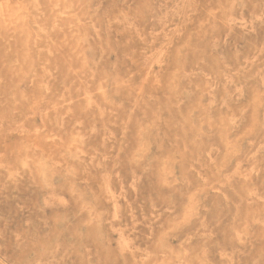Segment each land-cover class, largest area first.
<instances>
[{
	"label": "rangeland",
	"instance_id": "1",
	"mask_svg": "<svg viewBox=\"0 0 264 264\" xmlns=\"http://www.w3.org/2000/svg\"><path fill=\"white\" fill-rule=\"evenodd\" d=\"M263 5L0 0V264H264Z\"/></svg>",
	"mask_w": 264,
	"mask_h": 264
},
{
	"label": "bare ground",
	"instance_id": "2",
	"mask_svg": "<svg viewBox=\"0 0 264 264\" xmlns=\"http://www.w3.org/2000/svg\"><path fill=\"white\" fill-rule=\"evenodd\" d=\"M211 2V1H210ZM30 3V2H29ZM28 3V4H29ZM234 3H235V1H234ZM210 4V3H209ZM260 6V5H259ZM264 6V5H263ZM46 8H47V6H46ZM56 9V8H55ZM54 10V9H53ZM37 11V10H36ZM56 11V10H55ZM37 13H39V12H37ZM20 14V13H19ZM22 14V13H21ZM30 14V13H29ZM36 18V17H35ZM37 19V18H36ZM233 19V18H232ZM235 20V19H234ZM205 22V21H204ZM236 25V24H235ZM221 28V27H220ZM222 30V29H221ZM46 33V32H45ZM48 33V32H47ZM45 35V34H44ZM50 35H51V33H50ZM47 37V36H46ZM49 38V37H48ZM37 40V39H36ZM48 40H50V39H48ZM52 41V40H51ZM36 43V42H35ZM38 43V42H37ZM144 44H145V42H144ZM18 46H19V44H18ZM40 53H42V51H40ZM52 53H53V50H52ZM211 56V55H210ZM246 58V57H245ZM143 67V66H142ZM142 69V68H141ZM153 69V68H152ZM151 70V69H150ZM154 70V69H153ZM149 71V70H148ZM152 71V70H151ZM155 71V70H154ZM150 74V73H149ZM152 74V73H151ZM150 74V75H151ZM224 75V74H223ZM42 76V75H41ZM77 76V75H76ZM149 76V75H148ZM147 77V76H146ZM41 78V77H40ZM145 80V79H144ZM143 81V80H142ZM143 82H145V81H143ZM147 83V82H146ZM102 85V84H101ZM178 86V85H177ZM257 86H259V85H257ZM104 88V87H103ZM102 88V89H103ZM183 88V87H182ZM103 93H105L104 91H103ZM139 95V94H138ZM87 96V95H86ZM260 98V97H259ZM262 98V97H261ZM109 100V99H108ZM15 102V101H14ZM176 105H178V104H176ZM20 106V105H19ZM218 106V105H217ZM229 107V106H228ZM240 107V106H239ZM261 107V106H260ZM134 108V107H133ZM219 108V107H218ZM235 108V107H234ZM135 109V108H134ZM258 109V108H257ZM133 110V109H132ZM221 110H223V109H221ZM31 113V112H30ZM107 114V113H106ZM26 115H28V114H26ZM258 116V115H257ZM110 118V117H109ZM52 119V118H51ZM161 119V118H160ZM54 120V119H53ZM52 120V121H53ZM185 120H186V118H185ZM147 125V124H146ZM201 125H203V123L201 124ZM229 125V124H228ZM226 127V126H225ZM223 128V127H222ZM254 129V128H253ZM222 133H224V132H222ZM222 136H224V135H222ZM221 136V137H222ZM27 138V137H26ZM237 139V138H236ZM254 139V138H253ZM252 139V140H253ZM233 141H235V140H233ZM146 143V142H145ZM144 143V144H145ZM229 143V142H228ZM228 143H226V145L228 144ZM229 144H231V143H229ZM229 144L227 145V147L229 146ZM142 145H143V143H142ZM236 145V144H235ZM144 146V145H143ZM231 146V145H230ZM0 147H2V146H0ZM140 147H141V145H140ZM226 147V148H227ZM4 148V147H3ZM37 148V147H36ZM180 148V147H179ZM235 148V147H234ZM233 148V149H234ZM145 149V148H144ZM40 150V149H39ZM232 150V149H231ZM228 151H230V150H228ZM232 151H234V150H232ZM240 151V150H239ZM215 152V151H214ZM140 153H142V152H140ZM229 153V152H228ZM227 153V154H228ZM226 154V153H225ZM226 154V158L229 156V155H227ZM255 154V153H254ZM70 157V156H69ZM139 157H140V155H139ZM172 157V156H171ZM143 158V157H142ZM47 159H48V157H47ZM256 159V158H255ZM49 160V159H48ZM136 160H137V158H136ZM254 160V159H253ZM53 161H54V159H53ZM138 161V160H137ZM168 161H169V159H168ZM175 161V160H174ZM225 161V160H224ZM23 162H25L24 160H23ZM177 162V161H176ZM46 163V162H45ZM224 163H226V161L224 162ZM166 164V163H165ZM258 164V163H257ZM74 165V164H73ZM222 165V164H221ZM42 167V166H41ZM94 167V166H93ZM164 167H166V166H164ZM170 167H171V165H170ZM222 167H223V165H222ZM221 167V168H222ZM206 168V167H205ZM44 169V168H43ZM165 170H166V168H164ZM163 169V170H164ZM208 169V168H207ZM219 168H217V170H218ZM262 169H264V168H262ZM2 170V169H1ZM48 170V169H47ZM165 170H164V172H165ZM214 170V169H213ZM219 170H221V169H219ZM210 171V170H209ZM40 172V171H39ZM50 172V171H49ZM211 172V171H210ZM219 172V171H218ZM166 173V172H165ZM104 175V174H103ZM44 178V177H43ZM166 179V178H165ZM43 180H45V179H43ZM166 181V180H165ZM167 182H168V180H167ZM166 183V182H165ZM47 185V184H46ZM48 185H49V182H48ZM214 186V185H213ZM73 188H74V186H73ZM210 188V187H209ZM78 190V189H77ZM248 191V190H247ZM220 192H221V190H220ZM199 193V192H198ZM222 193V192H221ZM248 193V192H247ZM191 195V194H190ZM193 195V194H192ZM191 195V196H192ZM196 195V194H195ZM93 196V195H92ZM193 197V196H192ZM94 198V197H93ZM226 198V197H225ZM191 199V198H190ZM190 201V200H189ZM197 203V202H196ZM188 205V204H187ZM193 205V204H192ZM220 205V204H219ZM83 207V206H82ZM108 207V206H107ZM115 207V206H114ZM194 207V206H193ZM108 209V208H107ZM108 210H110L111 211V209H108ZM188 212V211H187ZM196 212V211H195ZM100 213V212H99ZM197 213V212H196ZM187 215V214H186ZM189 217V213H188V215H187V218ZM259 217V216H258ZM185 219H186V217H185ZM188 220V219H187ZM233 221H235V220H233ZM182 222V221H181ZM181 222H179L178 224H180ZM235 223V222H234ZM86 224V223H85ZM176 226H177V224H175ZM233 227V226H232ZM248 227V226H247ZM238 229V228H237ZM240 229V228H239ZM242 231V230H241ZM249 231V230H248ZM247 231V232H248ZM168 232V231H167ZM238 232H239V230H238ZM255 232V231H254ZM170 233V232H169ZM250 233V232H249ZM167 236H168V233H165ZM241 234H243V233H241ZM253 234V233H252ZM165 238H166V236H165ZM71 239H72V237H71ZM173 240V239H172ZM54 241H55V239H54ZM168 244V243H167ZM170 244V243H169ZM194 246V245H193ZM196 247V246H195ZM195 247H194V249H195ZM168 248V247H167ZM43 251V250H42ZM181 252V251H180ZM33 253H35L34 251H33ZM36 254V253H35ZM41 254V253H40ZM180 254V253H179ZM181 255V254H180ZM248 255V254H247ZM34 256V255H33ZM50 256V255H49ZM53 256V255H52ZM31 257V256H30ZM178 257H179V255L177 256V259H178ZM141 258V257H140ZM159 258V257H158ZM142 259V258H141ZM134 260H135V258H134ZM144 260V259H143ZM172 261V260H171ZM136 262V261H135ZM162 262H164V261H162ZM161 262V263H162ZM160 264V263H159ZM164 264V263H163ZM171 264V263H170Z\"/></svg>",
	"mask_w": 264,
	"mask_h": 264
}]
</instances>
